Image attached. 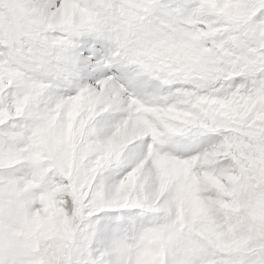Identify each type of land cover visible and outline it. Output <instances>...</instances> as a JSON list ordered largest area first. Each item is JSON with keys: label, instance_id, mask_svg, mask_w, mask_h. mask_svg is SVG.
I'll return each instance as SVG.
<instances>
[{"label": "snow or ice", "instance_id": "obj_1", "mask_svg": "<svg viewBox=\"0 0 264 264\" xmlns=\"http://www.w3.org/2000/svg\"><path fill=\"white\" fill-rule=\"evenodd\" d=\"M0 264H264V0H0Z\"/></svg>", "mask_w": 264, "mask_h": 264}]
</instances>
